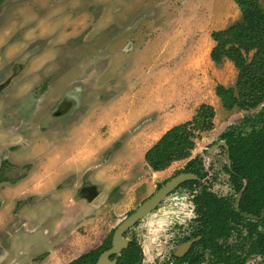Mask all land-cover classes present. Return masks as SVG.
Here are the masks:
<instances>
[{"label": "rangeland", "instance_id": "rangeland-1", "mask_svg": "<svg viewBox=\"0 0 264 264\" xmlns=\"http://www.w3.org/2000/svg\"><path fill=\"white\" fill-rule=\"evenodd\" d=\"M240 18L232 0H9L0 8V166L10 164L0 171V264H69L195 157L218 194H232L224 153L206 152L264 103L225 111L215 88L234 87L237 71L209 54L211 34ZM62 104L68 111L56 116ZM203 104L214 110L212 128L196 133L191 157L148 170L145 152ZM86 187L99 195L91 203L80 194ZM190 211L179 189L125 238L141 246L145 264L170 260Z\"/></svg>", "mask_w": 264, "mask_h": 264}, {"label": "trees", "instance_id": "trees-1", "mask_svg": "<svg viewBox=\"0 0 264 264\" xmlns=\"http://www.w3.org/2000/svg\"><path fill=\"white\" fill-rule=\"evenodd\" d=\"M8 0H0V7ZM240 12V20L225 30L213 32L211 39L214 47L209 58L215 65L227 61L237 71L234 87L217 86L215 96L219 98L225 111L234 109L248 111L264 103V0H232ZM264 113L258 115L262 117ZM214 110L211 106L200 105L190 121L171 127L144 154V163L152 173L166 170L171 164L188 160L194 149V140L198 132H206L212 128ZM259 129L252 128L245 135H234L227 132L223 135L229 152L231 163V182L245 180L247 186L239 204L240 212L258 216L264 209V120L257 122ZM6 161L2 167L8 166ZM197 158L189 161L188 166L196 169ZM235 180V181H234ZM199 200L202 244L210 250L211 256L223 264H241L240 256L231 248L224 249L222 243L230 232L235 230L232 224L243 222L230 208L229 203L217 200L212 195L202 193ZM249 224V222H246ZM264 225V221L261 223ZM113 230L103 242L109 245ZM264 242V240H260ZM262 248V249H261ZM128 251V252H127ZM123 256L132 254L127 250ZM97 250L86 253L69 264H93ZM248 255H261L264 258V246L251 245ZM188 259L192 263L199 262V257Z\"/></svg>", "mask_w": 264, "mask_h": 264}, {"label": "flooded vegetation", "instance_id": "flooded-vegetation-1", "mask_svg": "<svg viewBox=\"0 0 264 264\" xmlns=\"http://www.w3.org/2000/svg\"><path fill=\"white\" fill-rule=\"evenodd\" d=\"M2 87H3V85L0 86V92L3 91ZM62 107H63V109H62ZM68 108L69 107L65 106L64 104L60 105L58 107L55 115L56 116L63 115L65 113V111H68ZM261 118L264 120V115L262 117L254 116L252 118H250V117L244 118L243 119L244 123L241 122V124L243 125V129H240L237 132H234V131H227V132L232 133L234 135H238V134L245 135V134L249 133V131L252 128H255V129L260 128V125L257 124L256 122ZM238 126L242 127L241 125H238ZM227 132H225L223 135H225ZM223 135H221L219 138V141L214 143L212 146H214L217 143H224L225 146L227 147L226 142L223 138ZM209 149L206 152L207 154L212 152V151L219 150V149L224 153V155H223L224 164H223L221 170L223 171V173L226 176L227 184H228L229 190L232 194L229 196H227L226 194L225 195H219L218 192L212 186V181H214L213 178L209 179V177H207L208 173H207V170H206L205 165L203 164L202 160L198 157L193 158V159L197 158V163L199 164L198 165V168H199L198 175L195 174V172H197L195 168L192 169L191 166H188L189 161H191L193 159L189 160L185 164L183 169L181 171H179L177 173V175L174 176L173 178H175L181 174H184V175L194 176L195 179L186 180L182 184L178 185L168 196H166L163 200H161L155 206L153 211H151L147 216H145L141 220L137 221L131 228L127 229L125 231V233L123 234V238L128 241V244L121 250V252L118 255L109 256L108 261L110 264H118L120 257H122V253L127 251V250L133 251V252H132V254H129L128 256L124 255L123 259L120 260L121 264H145L144 252H143L141 246L138 243H136V241L133 238H128V239L125 238V235H126V233H128V231H130L132 228L137 226L138 223H140L146 217H148L149 215L154 213L157 210L158 206L165 199L170 197L173 193H175L179 189H184L187 193L190 194V207H191L190 213L192 214V217L189 218L190 226H189L188 234H186V236L179 239L177 246L175 247L174 251L171 254L170 260L163 261L160 264H223L221 262H217V260H215L211 256L210 250L206 249L204 247V245L202 244V237L203 236L201 235V232H200L201 231V224H200L199 202H198L199 200L204 199L203 197H201L202 193L212 195L217 200H223V201L229 203L230 208L234 211V213L237 214L241 219L244 220V223L239 222V224H237V225L232 224L231 227H233L235 230L234 231L232 230L230 232V236L225 241L218 240L217 243L219 245L224 243V245H223L224 249L231 248V250L233 252H236V254L240 256V263L241 264H244L245 261L250 259V258H256L259 262L258 264H264L263 256H261V255H248L247 254L248 249L251 245L260 246L262 244L264 246V242L260 241V240H264V225H261V223L264 221V216L261 218V214L264 211V209L261 210V212L259 213L258 216L249 215V214L240 212L239 204H240V201L242 199L243 192L246 189L247 182L245 180H241L239 182H237L235 180H234L235 182L230 181V175L228 172L231 171V163H230V159H229V166H228V163H227L228 158H229L228 147L226 149L223 146H219L218 148H216L215 150H212L210 152H209ZM173 178H171V179H173ZM171 179L166 180L163 183L157 185L156 186V192L163 185H165L167 182H169ZM91 192L94 194L95 193L94 189L91 190L90 188L86 187L85 189H81L80 194L85 195V197H89L92 194ZM143 202L141 203V205L143 204ZM135 210H137V208ZM134 211L129 212L127 214V217H129ZM244 216H247L249 218H244ZM252 217L256 218V219L255 220L251 219ZM246 222H249V224H247ZM116 227L113 229V231H115ZM178 230H179V228H178ZM109 234L107 235V237L109 236ZM107 237L104 239V241L107 239ZM111 239H112V236H111ZM111 239H110L109 245L104 246L103 245L104 241H103L99 246H97L96 248L89 250L87 252V253H89V252L94 251V250L98 251V254L93 257V260H94L93 264L97 263V261L102 257L103 253L110 250ZM186 244L188 245V247L184 248V246ZM84 254H86V253H84ZM84 254H82V255H84ZM82 255H80V256H82ZM189 256L199 257V262L192 263L190 261V259H188Z\"/></svg>", "mask_w": 264, "mask_h": 264}, {"label": "water", "instance_id": "water-1", "mask_svg": "<svg viewBox=\"0 0 264 264\" xmlns=\"http://www.w3.org/2000/svg\"><path fill=\"white\" fill-rule=\"evenodd\" d=\"M3 88V87H2ZM219 146H223L227 149L224 143H217L209 149V152L215 150ZM228 166H229V158H228ZM194 176L181 174L165 185H163L155 194H153L150 198L143 202V204L137 208L129 217H127L124 221H122L115 229L112 239H111V248L109 251L103 253L102 257L97 261L96 264H110L108 261L109 256L118 255L121 250L128 244V241L123 238V234L129 228H131L137 221L141 220L145 216H147L151 211L154 210L155 206L163 200L166 196H168L178 185L182 184L186 180H193ZM264 216V211L261 214V218ZM244 218H249L244 216ZM256 219V218H251ZM188 247L186 244L184 248ZM142 258V257H141Z\"/></svg>", "mask_w": 264, "mask_h": 264}, {"label": "crops", "instance_id": "crops-1", "mask_svg": "<svg viewBox=\"0 0 264 264\" xmlns=\"http://www.w3.org/2000/svg\"><path fill=\"white\" fill-rule=\"evenodd\" d=\"M8 1H9V0H8ZM6 2H7V1H6ZM6 2H5V3H6ZM5 3H4V4H5ZM4 4H3V5H4ZM3 5H2V6H3ZM2 6H1V7H2ZM1 7H0V8H1ZM5 82H8V81H5ZM4 88H5V86H3L2 89H4ZM182 115H183V113H182ZM174 116H176V117H181L180 114H174ZM170 128H171V127H170ZM170 128H169V129H170ZM169 129H167V130H169ZM167 130H166V131H167ZM166 131H165V132H166ZM165 132H164V133H165ZM164 133H163V134H164ZM163 134H162V135H163ZM4 161H6V160H4ZM6 162H7V161H6ZM7 163H8V162H7ZM8 164H9V163H8ZM9 165H10V164H9ZM0 171H1V166H0ZM90 189L93 190L94 187H90ZM94 190H95V189H94ZM91 193H92V192H91ZM87 196H88V195H87ZM98 196H99L98 193H96V191H95L94 194L92 193L91 196L86 197V199L88 200L87 202H88V203H91V202L94 201ZM110 232H111V231H110ZM110 232H109V233H110ZM106 237H107V236H106ZM100 244H101V243H100ZM100 244H99V245H100ZM99 245H98V246H99ZM95 248H96V247H95ZM93 249H94V248H93ZM91 250H92V249H91Z\"/></svg>", "mask_w": 264, "mask_h": 264}]
</instances>
